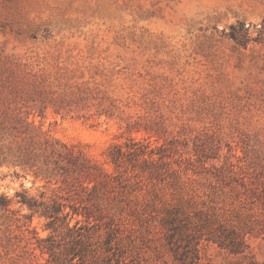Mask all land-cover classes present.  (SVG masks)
<instances>
[{"label":"rangeland","instance_id":"374dc122","mask_svg":"<svg viewBox=\"0 0 264 264\" xmlns=\"http://www.w3.org/2000/svg\"><path fill=\"white\" fill-rule=\"evenodd\" d=\"M50 139L114 188L37 176ZM35 263L264 264V0H0V264Z\"/></svg>","mask_w":264,"mask_h":264},{"label":"trees","instance_id":"16d2710c","mask_svg":"<svg viewBox=\"0 0 264 264\" xmlns=\"http://www.w3.org/2000/svg\"><path fill=\"white\" fill-rule=\"evenodd\" d=\"M232 30V38L238 40L241 37L243 42L248 41V33L245 25L239 24ZM76 149L77 146L75 145H68L57 141L55 142L51 139L47 140V142H45L44 150L35 155V161L43 163L40 174L37 176H43L44 179L60 178L62 182L68 185L71 189L80 191L83 195V197L81 195L82 200L85 199L86 202H93L96 197L94 196L95 193L100 188H114V182L120 175L113 176L112 174L102 170L93 162L91 158H89V156ZM132 150L129 153L130 155H144L146 153L142 147H138L134 149V151ZM129 154L123 151L122 147L115 146L114 150L110 154V162L114 165L117 172H119L127 155ZM88 184L93 185L92 187H89ZM82 200L80 201V199H78V202L71 206V209L74 214L83 215L89 221L93 218L92 208L96 207V203H86L84 206H81L80 203H83ZM23 202L28 204L30 206V210L32 211L35 210L34 208H36V206L38 207L43 205H37L25 197H23ZM78 207L83 208V213L78 210ZM60 214H62V207L59 206V204H54L53 206L46 205L42 212L43 216L51 220L48 224L49 228L52 227L59 219ZM68 227L69 229H85V227L80 226L79 222H77L74 226ZM46 241H49V239ZM233 247H235V245H233ZM44 249H48V252L51 250L50 247L47 246L44 247ZM78 254V252L73 250V258L71 260H74L75 256H78Z\"/></svg>","mask_w":264,"mask_h":264}]
</instances>
